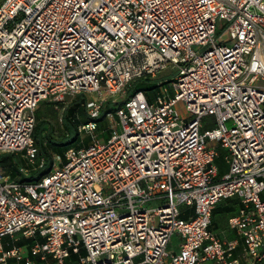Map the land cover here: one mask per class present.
Segmentation results:
<instances>
[{
	"label": "built area",
	"instance_id": "2783aa9c",
	"mask_svg": "<svg viewBox=\"0 0 264 264\" xmlns=\"http://www.w3.org/2000/svg\"><path fill=\"white\" fill-rule=\"evenodd\" d=\"M169 66L153 101L106 110ZM78 95L91 142L48 161L36 111ZM3 153L30 169L0 165V264H264V0H0ZM232 199L227 241L211 226Z\"/></svg>",
	"mask_w": 264,
	"mask_h": 264
},
{
	"label": "trees",
	"instance_id": "16d2710c",
	"mask_svg": "<svg viewBox=\"0 0 264 264\" xmlns=\"http://www.w3.org/2000/svg\"><path fill=\"white\" fill-rule=\"evenodd\" d=\"M128 91L129 92L126 96V99L131 98L138 91H144L147 93V96L150 99V101H153L157 96L159 89H158V85L151 81L150 77H142L134 80L130 84ZM154 94H156L155 97ZM45 103H47L45 105L47 106L51 102L45 101ZM56 104H62V103H56ZM72 104H73V108L71 109V116H65L62 118L61 121L64 124V128L67 130V134H64L61 138L54 137V129L53 127H51L50 123L45 118L46 117L45 115L50 114L49 113L50 111L48 109H44V107L43 110H47V112L41 111V113L37 114L38 110L36 111L37 123L35 128V138L41 153L46 157L47 160H51V158L54 155H59L64 157L65 153L71 147L80 148L84 145L89 144L85 139L82 141L81 134L79 131V127L82 124L88 123L90 120L87 114L85 96L78 95L76 100L73 101ZM122 104L123 102L115 103V104L110 103L108 104V108H109L108 110H113L114 105L120 107ZM79 112L83 115V118L79 117L78 115ZM108 127H109V121L106 117H102L101 119H99L97 132L104 139H107L109 136ZM67 137H73V141L70 143H62V140ZM216 164L219 167L220 176L225 174L226 172L222 173L221 171L224 169V164H225L223 150H220V157L216 160ZM0 165L3 166V168H5L7 173L12 178L21 179L23 181L25 180V178L23 177L22 173L19 171V168L21 167L20 165H23L21 168L30 169V167L24 161L17 159L14 154L0 155ZM263 199H264V195H263ZM241 208L242 205L240 201L237 199L225 200L220 202L213 212L212 229L219 230L227 223L229 218L236 215ZM185 209L186 208H183L182 218H187L189 215V212L185 211ZM23 244L24 243H21L20 245ZM72 258L74 261H77L78 259V257L75 255H73Z\"/></svg>",
	"mask_w": 264,
	"mask_h": 264
},
{
	"label": "rangeland",
	"instance_id": "374dc122",
	"mask_svg": "<svg viewBox=\"0 0 264 264\" xmlns=\"http://www.w3.org/2000/svg\"><path fill=\"white\" fill-rule=\"evenodd\" d=\"M224 32V29L221 28L219 29L218 33L221 34ZM175 69L173 68V66H169L166 70L164 71H161L160 73L157 74V78H159L158 80H154L152 78L151 81L154 82L155 84L157 83V81H170L173 77V74H174ZM171 84H168L166 86H170ZM129 88V87H128ZM128 88L126 89V93L125 95H118V96H115L113 98V100L117 103H122L125 99V97L127 96L128 94ZM156 94H154V97H155ZM77 98L76 97H69L67 98V100L62 103V104H54V103H49V105L45 106L47 103L45 102H42L41 103V106L39 107L38 111H37V114L38 113H41L42 112H47V110H43V107L44 109H48L50 112V114H46L45 118L48 120V122L50 123L51 127H53L54 129V137L55 138H61L64 134H67V130L64 128V124L61 122L62 121V118L65 117V116H71V109L73 108V104L72 102L75 101ZM111 102H107L106 103V110H108V104H110ZM112 104V103H111ZM118 109V106L117 105H114L113 106V110L116 111ZM79 117L80 118H83V115L79 112L78 113ZM208 121H212V119L210 118ZM215 125H210L209 126V129H212L214 128ZM72 129V128H71ZM72 131V130H71ZM84 139L87 141V143H90L91 142V139L89 136H87L86 134L85 135H81V138L82 140ZM73 141V137H67L65 139L62 140V143H70ZM5 154H8V153H3V154H0V155H5ZM50 161V160H48ZM21 167L23 165H20ZM21 167L19 168V171L21 169ZM41 173V172H40ZM39 172H37V174H40ZM36 173H32V176H34ZM38 176V175H37ZM179 242H180V237L179 235H175L173 237V244L171 246V249L172 248H175L177 249L178 248V245H179Z\"/></svg>",
	"mask_w": 264,
	"mask_h": 264
},
{
	"label": "crops",
	"instance_id": "0c3cea01",
	"mask_svg": "<svg viewBox=\"0 0 264 264\" xmlns=\"http://www.w3.org/2000/svg\"><path fill=\"white\" fill-rule=\"evenodd\" d=\"M220 150H223V152H224V160H225L226 150L220 147L219 148V153H220ZM15 156H16L17 159H20L21 160V158L19 156H17V155H15ZM219 157H220V155H219ZM228 169H229V167H228V165H227V163L225 161L224 169L221 170V171H222V173L223 172H227ZM211 230L214 231L215 233H217L223 240L232 241V240H237L238 239V235L236 234V232L231 231V230L228 229V221L219 230L212 229V226H211ZM21 243H24V244L23 245H20ZM16 245L19 246V247H21L24 252H29L30 247L33 245V241L32 240H27V239H22V240L18 241L16 243ZM241 246H242V244H241ZM240 252H241V250H238V254H237L238 256L240 255L239 254ZM35 260H36L37 263H41V264H46V263L54 264V260L51 257L48 259L47 262L41 261L38 258H35ZM73 262H75L73 260V258H71L70 260H68V264L73 263ZM206 264H212V263L211 262H207ZM242 264H246V262L242 261Z\"/></svg>",
	"mask_w": 264,
	"mask_h": 264
}]
</instances>
